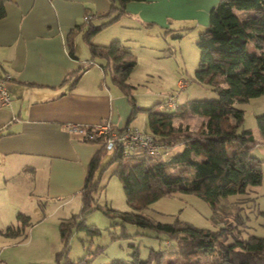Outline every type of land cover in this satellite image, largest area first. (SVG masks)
<instances>
[{"label":"trees","instance_id":"trees-1","mask_svg":"<svg viewBox=\"0 0 264 264\" xmlns=\"http://www.w3.org/2000/svg\"><path fill=\"white\" fill-rule=\"evenodd\" d=\"M6 1L0 0V20L6 14ZM110 1L111 8L107 16L118 12L113 19L103 25H94L92 18L95 14L87 10L84 21L70 32L69 53L74 57L73 38L88 26L84 35L90 59L71 71L64 82L76 83L88 67L98 62L97 59L103 60L100 65L104 72L112 73L113 83L128 97L132 107L131 118L140 109L147 112L148 127L144 130L159 144V153L151 155L139 149L126 152L123 143L117 140L111 145L108 142L109 135L88 140L101 144V148L89 163L80 191L81 211L60 224L64 245L57 253L59 263H62L61 258L67 250L74 227L79 224L80 228H88L83 225L86 215L100 208L109 215L121 217L125 222L154 228L168 235L170 240L176 242L168 251L178 254L180 258L168 264H264V236L250 235L244 238L227 227L213 231L190 223L154 221L141 213L102 207L94 196L99 185L95 174L100 169L103 155L112 151L108 163H117L114 171L133 208L142 209L160 197L177 192L195 193L206 199L219 217L226 220L230 216L241 222L242 207L238 201H230L228 197L245 194L250 186L260 184L263 172L262 160L250 154L254 135L250 128L244 127V110L235 104L264 94V0H219L210 11L207 28L198 36L200 58L194 80L213 88L218 98L190 99L178 103L176 97L171 95L150 108L139 107L134 95L136 86L130 77L137 65V58L129 46L120 40L107 45L91 40V36L103 26L117 20L126 11L127 4L148 0ZM171 97L176 100L174 107L166 103ZM189 113L204 119L196 130L181 121ZM257 122L264 138V113L257 116ZM112 127L118 133L134 128H119L113 124ZM85 129L91 131L92 126ZM179 147L181 149L176 150ZM32 225L30 216L19 212L17 223L10 225L4 234H22L26 237L27 229ZM230 234H233L234 240L227 242ZM216 251L219 253L218 258L210 259L209 255ZM154 254L158 259L161 257V253ZM87 262L86 258L76 261L67 256L64 264ZM110 264L149 262L139 259L135 254L131 263L114 259Z\"/></svg>","mask_w":264,"mask_h":264},{"label":"rangeland","instance_id":"rangeland-1","mask_svg":"<svg viewBox=\"0 0 264 264\" xmlns=\"http://www.w3.org/2000/svg\"><path fill=\"white\" fill-rule=\"evenodd\" d=\"M197 1L188 0L185 7L179 5L171 13L164 12L155 17L150 13H147L148 17L146 13L142 17L123 15L118 22L103 26L91 36L93 42L100 44H110L116 38H121L123 44L129 46L136 55L137 65L131 73L130 81L136 86L134 95L138 105L150 108L154 102L171 95L176 97L178 103L190 99L218 98L213 88L194 80L200 58L198 36L207 28V11L205 8L200 10L194 7ZM74 47L80 58H90L84 31L76 35ZM99 60L101 59H97ZM235 105L244 110V127L250 128L254 135L250 154L262 160L263 172L260 184L250 186L245 194L228 197L230 201H238V205L242 207L241 222L230 216L226 220L219 217L210 203L195 193L177 192L160 197L142 209L133 208L114 171L117 163H108L113 155L112 151L103 155L100 169L95 174L99 183L94 193L96 202L109 209L141 213L154 221L190 223L213 231L227 227L244 238L250 235L264 236V138L257 122V116L264 113V94ZM143 112L144 110L141 114ZM203 120V117L191 113L181 119L183 124L194 130L202 125ZM179 149L181 147L176 150ZM105 164L107 165L104 167ZM4 184L6 183H1L0 187ZM15 184L12 181L0 190V228L5 229L9 225L8 221L15 222L19 210L31 215L33 225L27 229L25 239L0 237V264H60L57 253L64 243L59 224L63 218L80 212V203L76 200L58 208L53 202L45 204L42 200L32 199L19 203L22 207H16L18 204L10 203V191L18 192L16 197L19 192H23L22 189L17 191ZM83 225L88 228H80L78 224L72 230L67 244L68 251L64 252L61 264L65 263L67 256L76 261L86 258L88 262L84 264H110L114 259L131 263L135 254L149 264H168L180 259L178 254L168 251L176 242L170 240L164 232L125 222L121 217L109 215L100 208L89 212ZM233 240V234H230L227 242ZM155 252L161 253L159 259ZM218 256L217 251L209 255L210 259Z\"/></svg>","mask_w":264,"mask_h":264},{"label":"crops","instance_id":"crops-1","mask_svg":"<svg viewBox=\"0 0 264 264\" xmlns=\"http://www.w3.org/2000/svg\"><path fill=\"white\" fill-rule=\"evenodd\" d=\"M218 2L198 0L193 5L206 9V25L212 7ZM187 4L188 0L130 2L113 23L123 15L142 17L146 13L148 17L150 13L155 17ZM110 8V0L5 2L6 14L0 20V81L4 80L11 101L9 105L0 106V185L6 183L0 190L14 181L17 191L22 189L23 192L16 197L18 192L10 191L11 205L22 207L19 203L37 199L62 208L77 200L82 208L80 191L89 163L101 144L70 132L69 125L92 126L110 121L119 128L147 129V112L141 114L140 109L131 118L128 97L113 83L112 73L104 72L100 65L103 60L88 67L76 83L64 82L71 71L90 59L89 56L80 58L75 47V56L70 55V32L84 21L87 10L95 14L94 25L110 21L118 14L107 16ZM87 28L86 25L81 31ZM116 40L121 41V38ZM19 212L31 218L28 212ZM73 214L63 218L60 224ZM15 223L17 220L8 221L5 229L0 228V237L25 239L27 236L22 234H4Z\"/></svg>","mask_w":264,"mask_h":264},{"label":"built area","instance_id":"built-area-1","mask_svg":"<svg viewBox=\"0 0 264 264\" xmlns=\"http://www.w3.org/2000/svg\"><path fill=\"white\" fill-rule=\"evenodd\" d=\"M90 16L87 18H90ZM7 78H10V76H7ZM10 101V92L4 85V80H2L0 81V106L9 105ZM166 103L168 106L174 107L176 105V100L175 98L171 97ZM86 127L88 126L69 125V131L80 133L87 140H96L98 136L109 135L108 142L111 145L116 140L123 143V148L126 152L139 149L151 155H156L159 153V144L153 139L151 134L139 127H134L123 133H118L117 131L113 130L112 123L110 121L92 125L91 131H86Z\"/></svg>","mask_w":264,"mask_h":264}]
</instances>
